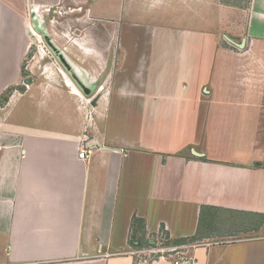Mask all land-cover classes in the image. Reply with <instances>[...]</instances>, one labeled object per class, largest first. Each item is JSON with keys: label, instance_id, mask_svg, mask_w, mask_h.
Masks as SVG:
<instances>
[{"label": "crops", "instance_id": "obj_1", "mask_svg": "<svg viewBox=\"0 0 264 264\" xmlns=\"http://www.w3.org/2000/svg\"><path fill=\"white\" fill-rule=\"evenodd\" d=\"M80 3L53 16L114 24L107 51L76 52L108 67L99 85L39 0H0V264H145L160 232L196 241L184 264H264V0ZM41 35L60 79L23 76Z\"/></svg>", "mask_w": 264, "mask_h": 264}, {"label": "rangeland", "instance_id": "obj_2", "mask_svg": "<svg viewBox=\"0 0 264 264\" xmlns=\"http://www.w3.org/2000/svg\"><path fill=\"white\" fill-rule=\"evenodd\" d=\"M82 0H73L70 3L72 5L66 4L65 2L56 3L55 1L52 2L51 0H39V12L45 17L44 23H38L37 25L41 26V29L51 38L52 43L60 50L62 51L67 59L74 64L81 72L85 71L87 72V75H89V79L92 80L95 85H99L101 81L103 80L104 75L108 72V67H100L99 66H86L85 63L82 64L84 59H82L80 56L76 54L79 47L84 48H93L99 51H107L109 48V39L108 37L109 32H112V27H114V24L110 25V23L107 24V21H94L90 20L85 22L84 20L79 19H67L61 21V19H57L54 16L61 14L65 15V11H67V8H73L77 9L79 5L81 4ZM49 2V3H48ZM103 4H108L110 7L107 11V14L118 16V8H119V0H102ZM53 6V8H50V6ZM67 6V7H66ZM48 9H51L50 12H48ZM54 10L55 14H52L51 12ZM76 11V10H74ZM46 13H49L46 15ZM54 15V16H53ZM65 17V16H64ZM56 19V20H55ZM88 20V18H85ZM146 16L142 15V13L137 12L134 14H128L127 17H124V20H127L129 22L134 21H145ZM33 29L37 32V29H35V25L30 23ZM124 35V33H123ZM122 35V36H123ZM108 39V40H107ZM50 47L47 45L45 40L43 39L42 35L39 37V42L36 44H32L31 48L29 49V54L27 55V60L32 61L33 65L35 67V70L33 73H31L29 76L23 72V76L26 79H37V66H43L47 67L48 71H55L53 72V77H56L57 79H60L59 76H57L55 73L58 71L57 68V61H55V58L52 56V54L49 52ZM37 53H40L44 57V61L37 57ZM33 57V58H32ZM24 67H26V62L24 64ZM42 68V67H41ZM102 71V72H101ZM99 75V76H98ZM85 77V76H84ZM87 79V78H86ZM88 80V79H87ZM24 82V81H22ZM1 103V101H0ZM252 222L251 218L248 217H239L235 221L236 225L240 223H249ZM242 234H246L242 232ZM242 234H236L235 236L241 237ZM245 236V235H243ZM144 246L142 245L141 250L151 251L135 255V260H140L141 258H145L143 260V263L145 264H151L152 260L157 259L160 256V253L154 252L156 248H165L164 255L170 258L173 261L179 262V264L184 263H190L193 260L191 249L193 246H195L197 243L195 240H182L179 243H174L171 239H169V236L165 235V233L160 232L157 235L151 236L149 240H145ZM174 247V248H173ZM171 248L173 250H171ZM135 250V249H134ZM140 250V249H137Z\"/></svg>", "mask_w": 264, "mask_h": 264}, {"label": "built area", "instance_id": "obj_3", "mask_svg": "<svg viewBox=\"0 0 264 264\" xmlns=\"http://www.w3.org/2000/svg\"><path fill=\"white\" fill-rule=\"evenodd\" d=\"M87 146H84L80 151H79V153H78V156L80 157V158H82V159H84V158H86L87 157ZM174 248V247H173ZM165 248H160V247H158V248H156V250H154V252H156V253H160V256L158 257V258H167V259H170V258H168L167 256H165L164 255V252H165ZM171 250H173L172 248H171ZM140 252H142V253H148V252H151V251H146V250H134L133 251V253L134 254H139ZM175 262V264H179V262H177V261H174Z\"/></svg>", "mask_w": 264, "mask_h": 264}, {"label": "trees", "instance_id": "obj_4", "mask_svg": "<svg viewBox=\"0 0 264 264\" xmlns=\"http://www.w3.org/2000/svg\"><path fill=\"white\" fill-rule=\"evenodd\" d=\"M10 91H11V90H8V91L6 92L5 97H2L0 101H3V100L7 97V95L9 94ZM180 241H182V239H181V240H173L174 243H179Z\"/></svg>", "mask_w": 264, "mask_h": 264}, {"label": "water", "instance_id": "obj_5", "mask_svg": "<svg viewBox=\"0 0 264 264\" xmlns=\"http://www.w3.org/2000/svg\"><path fill=\"white\" fill-rule=\"evenodd\" d=\"M55 50V49H54ZM65 62V61H64ZM66 64V66H67V63H65ZM69 67V66H68Z\"/></svg>", "mask_w": 264, "mask_h": 264}]
</instances>
